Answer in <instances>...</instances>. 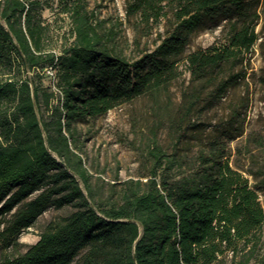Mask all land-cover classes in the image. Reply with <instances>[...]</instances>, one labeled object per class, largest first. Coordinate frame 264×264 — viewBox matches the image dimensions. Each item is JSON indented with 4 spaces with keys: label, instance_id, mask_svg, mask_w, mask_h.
<instances>
[{
    "label": "trees",
    "instance_id": "1",
    "mask_svg": "<svg viewBox=\"0 0 264 264\" xmlns=\"http://www.w3.org/2000/svg\"><path fill=\"white\" fill-rule=\"evenodd\" d=\"M259 3L127 0L129 15L139 13L148 25L170 23L153 49L128 56L116 23L98 19L88 0L61 1L71 26L58 44L39 0H0V248L16 251L0 264H264V205L229 152L236 108L219 134L201 129L187 137L183 128L171 148L155 126L141 152L144 170L113 183L110 195L94 188L77 151L78 122L138 97L158 103L181 77L183 61L192 81L203 85L186 92L184 115L209 86L203 106L224 97L259 39ZM223 23L226 43L189 50L195 32ZM48 66L62 94L58 102L41 81ZM42 101L47 117L39 113ZM178 116L171 123L179 132ZM193 138L199 146L189 152ZM249 172L259 176L264 169ZM70 205L35 243L18 248L21 234L50 206Z\"/></svg>",
    "mask_w": 264,
    "mask_h": 264
},
{
    "label": "rangeland",
    "instance_id": "2",
    "mask_svg": "<svg viewBox=\"0 0 264 264\" xmlns=\"http://www.w3.org/2000/svg\"><path fill=\"white\" fill-rule=\"evenodd\" d=\"M39 13L52 27L53 41L60 43L63 35H69L71 19L63 12L62 0H39ZM89 8L96 11L98 19H106L108 25L116 23L119 29V45L128 56H136L141 51L153 49L164 37L170 23L162 19L158 23L146 24L139 13H127V0H88ZM260 18L256 25L259 39L245 55L243 63L236 71L242 72L239 82L232 86L221 99L203 106L212 86L204 92L202 103L184 115L186 92L202 86L191 79L187 62L181 63V77L170 85V90L161 96L158 103L149 97H138L122 103L107 113L91 117L77 123L78 152L91 174L94 188L102 195H110L112 184L138 177L144 170L141 167V152L152 137L155 126L161 141L171 148L175 135L183 128L189 135L205 129L204 135L219 134L224 130L236 108L239 111L236 128L231 126L235 138L228 141L232 164L239 167L249 177L250 184L259 191L264 205V186L260 181L264 174L255 176L249 170L264 169V0L258 5ZM228 25L223 23L215 28L201 29L195 32L189 44V50L208 49L213 45L227 42ZM33 75L32 72H29ZM43 85L54 91V101L58 102L61 92L57 87L55 70L50 66L42 70ZM203 88V87H202ZM54 102V103H55ZM39 113L47 117L49 112L45 104H40ZM182 116L179 132L172 128V119ZM196 125V126H195ZM198 125V126H197ZM196 127V128H195ZM185 132V133H186ZM194 137V136H191ZM188 139V138H187ZM182 146L185 143L181 144ZM189 152H196L198 140H188L185 145ZM80 183L84 187L81 179ZM73 207L58 208L50 206L20 237L18 248L25 251L29 245L39 239L40 232L47 223L58 216L71 212ZM3 226V223L1 224ZM13 248H0V261L5 255L14 254ZM251 264H255L252 262Z\"/></svg>",
    "mask_w": 264,
    "mask_h": 264
}]
</instances>
